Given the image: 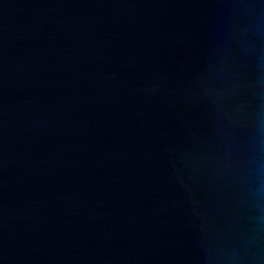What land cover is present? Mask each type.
<instances>
[{"label": "water", "instance_id": "obj_1", "mask_svg": "<svg viewBox=\"0 0 264 264\" xmlns=\"http://www.w3.org/2000/svg\"><path fill=\"white\" fill-rule=\"evenodd\" d=\"M0 264H264V0H0Z\"/></svg>", "mask_w": 264, "mask_h": 264}]
</instances>
